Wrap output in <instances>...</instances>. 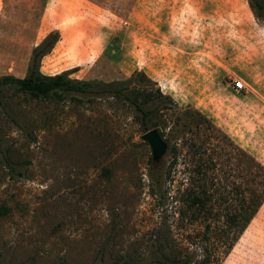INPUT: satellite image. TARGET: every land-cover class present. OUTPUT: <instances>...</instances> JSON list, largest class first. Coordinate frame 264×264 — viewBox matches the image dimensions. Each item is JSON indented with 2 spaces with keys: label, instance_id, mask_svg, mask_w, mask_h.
Returning a JSON list of instances; mask_svg holds the SVG:
<instances>
[{
  "label": "rangeland",
  "instance_id": "rangeland-1",
  "mask_svg": "<svg viewBox=\"0 0 264 264\" xmlns=\"http://www.w3.org/2000/svg\"><path fill=\"white\" fill-rule=\"evenodd\" d=\"M34 2L0 0V71L25 61L21 39L38 21L37 38L61 33L42 73L83 52L72 78L132 88L139 71L166 98L142 119L108 91L44 99L2 86L0 264H159L194 249L201 225L180 219L182 201L203 182L214 200L240 199L244 152L264 164V15L252 0ZM152 129L168 145L160 161L141 139ZM222 264H264V203Z\"/></svg>",
  "mask_w": 264,
  "mask_h": 264
},
{
  "label": "trees",
  "instance_id": "trees-1",
  "mask_svg": "<svg viewBox=\"0 0 264 264\" xmlns=\"http://www.w3.org/2000/svg\"><path fill=\"white\" fill-rule=\"evenodd\" d=\"M252 10L256 18L261 19L264 15V1L252 0ZM61 33L55 30L46 35L32 48L31 60L27 73L23 78L14 75L0 76V88L10 86L15 90L29 94L35 98H59L63 99L69 93L98 94L110 92L113 97H119L130 101V104L140 112L141 118H150L155 106L152 105L156 99L166 98L160 89H156L159 96L148 92L144 74L135 72L138 79L142 80V86L123 84L124 81L112 80H78L70 76L72 69L60 73L47 75L42 73L40 67L43 57L52 51L60 40ZM136 77V79H137ZM133 79V78H132ZM146 81V82H145ZM150 81V80H149ZM103 84L104 86L99 88ZM119 84L117 88L114 86ZM142 124L148 126L143 120ZM161 135V134H160ZM249 165L245 168L246 182L244 191L238 187L229 190V194L235 190L243 192L240 199L224 197L222 200H214L215 193L211 191V185L203 182L199 185L196 193L189 194L188 198L182 201L180 208V219L186 224L199 222L201 229L195 231L191 237V244L183 246L181 253H163L159 264H222L229 256L234 245L247 230L252 219L264 203V164L258 162L253 156L244 152ZM203 179H207V171L204 168L198 169ZM213 192V193H212ZM218 209L221 212L218 213ZM214 220V221H212Z\"/></svg>",
  "mask_w": 264,
  "mask_h": 264
},
{
  "label": "crops",
  "instance_id": "crops-1",
  "mask_svg": "<svg viewBox=\"0 0 264 264\" xmlns=\"http://www.w3.org/2000/svg\"><path fill=\"white\" fill-rule=\"evenodd\" d=\"M34 3H36V2H34V0H32V3L31 4L33 5V7H34ZM31 11L33 12V8L32 7H31ZM36 12H37V10H36ZM48 21H50V17H49ZM32 27H33L32 28V33L30 35H27V36H25V37H23L21 39L22 42H21V44L19 46V49H18L19 54L24 53V59H25V61L23 63L18 64L19 66L18 65L15 66L12 69V71H8L9 69H7V68L2 69L3 71L2 70L0 71V76L5 75V74H8V75H14V76L19 77V78H23L26 75L27 68L29 67L30 60H31L30 56H31L32 48L35 45H37V43H38L39 40H41V37L37 38L38 37L37 35H39L40 29H41V26H39L38 21H37V24L35 25V27L34 26H32ZM54 28H59V27L56 26ZM51 30H52V28H50V30H48L46 33L50 32ZM44 35H46V34H44ZM31 41L33 43L30 45V42ZM59 42H61V39H60V41H58V43ZM57 44L52 49V51L49 52L48 54H46L43 58H45V57L46 58H50L51 54L56 50ZM69 53L68 52L65 53V51L62 52V54H68V55H69ZM81 53L82 54H79L78 53L79 55L75 57L76 59L78 57L79 61H74V63H71L69 67L62 68V70L63 71H66V70L72 69L73 71H75V70H78L79 72L82 71L81 68H83L89 62V59H87L86 54H83V52H81ZM98 56L99 55L96 54L94 57L95 58H98ZM20 57L22 58V55ZM94 57H91V58H94ZM96 60L97 59H95L94 61H96ZM8 63H10L9 60H8ZM7 67H9V66L7 65ZM138 68L139 69H142L141 65ZM55 73H57V72L50 73L49 75H52V74H55Z\"/></svg>",
  "mask_w": 264,
  "mask_h": 264
},
{
  "label": "water",
  "instance_id": "water-1",
  "mask_svg": "<svg viewBox=\"0 0 264 264\" xmlns=\"http://www.w3.org/2000/svg\"><path fill=\"white\" fill-rule=\"evenodd\" d=\"M160 134L158 129H152L141 135V139L149 144L154 161H160L168 147L166 140Z\"/></svg>",
  "mask_w": 264,
  "mask_h": 264
},
{
  "label": "built area",
  "instance_id": "built-area-1",
  "mask_svg": "<svg viewBox=\"0 0 264 264\" xmlns=\"http://www.w3.org/2000/svg\"><path fill=\"white\" fill-rule=\"evenodd\" d=\"M233 87L235 90L239 91V90H243L245 88V84L244 81L240 78L235 79L233 82Z\"/></svg>",
  "mask_w": 264,
  "mask_h": 264
}]
</instances>
